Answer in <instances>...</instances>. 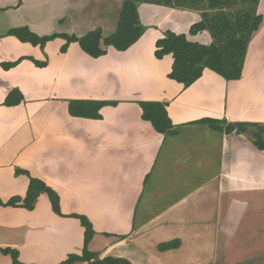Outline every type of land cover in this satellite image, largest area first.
<instances>
[{
    "label": "crops",
    "instance_id": "0c3cea01",
    "mask_svg": "<svg viewBox=\"0 0 264 264\" xmlns=\"http://www.w3.org/2000/svg\"><path fill=\"white\" fill-rule=\"evenodd\" d=\"M81 1H63L60 21L70 28L56 34L115 33L124 0H100L111 14L106 10L102 16L108 18L100 19L96 9L95 21L81 19ZM220 1L234 5L222 11L225 22L244 25L239 35L250 33L256 16L263 21L252 33L240 79L227 81L206 69L188 88L169 78L174 59H157L156 44L167 31L212 44L210 29L190 34L193 25L209 19L205 10L143 2L142 38L127 51L110 47L97 59L79 43L62 52V38L42 48L8 35L28 27L50 36L42 32L48 21H0V198H24L30 175L59 194L64 215L53 211L44 194L33 211L0 205L1 248L18 250L25 264H61L83 249L85 229L68 217L76 213L92 222L96 235L89 249L101 259L264 264V150L253 144L252 127L246 134L226 131L228 124L264 125V0ZM28 2L0 11L14 8L21 19ZM22 58L15 67L3 66ZM15 90L24 101L6 106ZM72 101L117 104L103 106L101 118L93 119L73 116ZM143 101L167 103L176 132H156L142 118ZM202 119H213L220 130ZM173 241L179 246L160 248ZM0 264H12L11 257L0 253Z\"/></svg>",
    "mask_w": 264,
    "mask_h": 264
},
{
    "label": "trees",
    "instance_id": "16d2710c",
    "mask_svg": "<svg viewBox=\"0 0 264 264\" xmlns=\"http://www.w3.org/2000/svg\"><path fill=\"white\" fill-rule=\"evenodd\" d=\"M23 0H20V4ZM151 3L155 5L170 6L179 9L187 10H205V16L209 19L204 20L192 26L191 35H196L205 29H210L212 32V44L205 45L198 42H193L188 39L186 34H177L172 31L164 33L156 44L155 55L157 59H163L167 55H172L174 59L172 71L169 78L183 84L186 88L192 86L203 75L206 69H209L227 81L240 79L242 75L244 60L248 44L251 40L252 33L258 30L263 21L262 16H256L253 19V24L249 28V34H241L238 32L245 31L244 25H235L232 22H225L227 17L224 8L230 9L234 5L231 3H221L220 0H212L207 4L193 2L191 0H124L122 10L120 12L118 28L115 33L108 37H104L100 29L90 31L83 37L68 34H53L50 36H39L28 27H19L12 29L8 35L14 36L23 43H30L33 46L44 48L48 42L62 38L66 44L62 48V52H66L71 43H79L82 50L92 58H100L107 55L110 47L118 51H127L136 44L144 35L145 27L142 25L139 14V5L141 3ZM256 6V3L253 4ZM13 63L4 64L5 69L15 67L21 60ZM40 67L45 66V63L36 62ZM24 97L15 90L12 91L5 105L12 107L22 104ZM116 102H86L72 101L70 104V112L73 116L99 119L100 109L105 105H116ZM142 109V118L150 122L155 131L162 135L173 134L176 132L175 126L168 114L167 103L163 102H139ZM198 122L209 123L214 129L220 130L215 126L213 119H202ZM252 127L251 140L259 150H264V125L257 124H228L226 131L228 133L237 131L242 134L249 132ZM25 172V171H21ZM29 175V173H27ZM27 195L14 196L7 202L0 198V205L4 207H20L29 211H33L36 206L37 199L40 195L48 196L53 211L64 216L61 208V200L59 194L44 181L31 177ZM68 217L80 220L81 225L85 229L84 245L80 254H71L61 264H75L78 262L85 264H132L125 258L106 257L101 259L99 253L92 252L89 245L96 235L94 226L90 219L82 214H71ZM122 238V237H119ZM179 246L178 241L165 243L161 245V249L176 248ZM0 253L9 255L12 259V264H25L19 259V252L16 249L1 248Z\"/></svg>",
    "mask_w": 264,
    "mask_h": 264
},
{
    "label": "rangeland",
    "instance_id": "374dc122",
    "mask_svg": "<svg viewBox=\"0 0 264 264\" xmlns=\"http://www.w3.org/2000/svg\"><path fill=\"white\" fill-rule=\"evenodd\" d=\"M18 0H0V6H11L12 4H15ZM29 2L27 5L20 10L21 13V19L18 17L15 18L16 10L14 8H10L9 10L0 11V18L1 23H4V26H9L11 24L19 23L24 21L34 23L35 25L42 24L41 22L48 21L49 26L42 29V32H44L47 35L56 34V33H66V29H69V22L64 24L60 21L62 18L61 13V4H63L64 0H28ZM106 0H103V3H105ZM79 3V2H78ZM77 7L82 13L81 19L82 20H89V21H95L96 18V9H98L100 15L98 18H108L110 17V7L108 9L105 7V5L100 3V0H82L81 4ZM106 10L109 12L108 17H103L102 13H106ZM116 16V15H115ZM120 17V15H118ZM15 22V23H14ZM119 22V21H118ZM118 26V25H117ZM118 28V27H117ZM116 32V31H115ZM104 34H110L109 30L104 29ZM108 36V35H105ZM45 199L47 201L48 197L45 195Z\"/></svg>",
    "mask_w": 264,
    "mask_h": 264
}]
</instances>
